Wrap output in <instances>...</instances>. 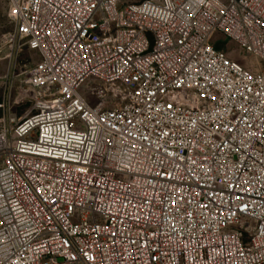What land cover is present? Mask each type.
Returning <instances> with one entry per match:
<instances>
[{"label": "built area", "instance_id": "built-area-1", "mask_svg": "<svg viewBox=\"0 0 264 264\" xmlns=\"http://www.w3.org/2000/svg\"><path fill=\"white\" fill-rule=\"evenodd\" d=\"M8 4L0 264H264V0Z\"/></svg>", "mask_w": 264, "mask_h": 264}, {"label": "rangeland", "instance_id": "rangeland-1", "mask_svg": "<svg viewBox=\"0 0 264 264\" xmlns=\"http://www.w3.org/2000/svg\"><path fill=\"white\" fill-rule=\"evenodd\" d=\"M142 0H119L121 6L131 2H138ZM8 0H0V94L4 86V78L8 74H22L38 59L36 51L24 46L19 52L12 49L8 42V35L13 31V24L8 17ZM215 38L224 45L237 59L245 64H254L257 66L255 57L231 42L227 37L221 34H216ZM263 64V61L260 62Z\"/></svg>", "mask_w": 264, "mask_h": 264}]
</instances>
